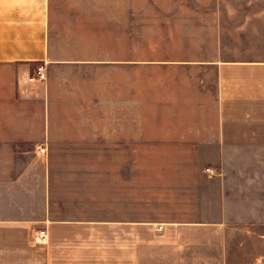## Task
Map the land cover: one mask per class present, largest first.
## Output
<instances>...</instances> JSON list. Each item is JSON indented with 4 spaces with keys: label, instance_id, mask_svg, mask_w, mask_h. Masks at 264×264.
I'll return each instance as SVG.
<instances>
[{
    "label": "rangeland",
    "instance_id": "obj_1",
    "mask_svg": "<svg viewBox=\"0 0 264 264\" xmlns=\"http://www.w3.org/2000/svg\"><path fill=\"white\" fill-rule=\"evenodd\" d=\"M99 2L71 40L87 44L80 58L105 65L48 66L47 80L31 84L36 99L24 113L17 110L15 67L0 66V123L49 125L44 141L0 145V155L50 171L61 218L89 213L72 209L85 199L108 201L111 214L121 201L125 219L136 206L142 220L209 224L204 264H264V225L238 223L222 210L216 216L211 74L209 88L199 93L205 73L183 64L211 59L215 37L216 58L264 62V0ZM4 107L13 113L3 114ZM11 131L1 129L0 136ZM40 132L35 126L20 134Z\"/></svg>",
    "mask_w": 264,
    "mask_h": 264
},
{
    "label": "crops",
    "instance_id": "obj_2",
    "mask_svg": "<svg viewBox=\"0 0 264 264\" xmlns=\"http://www.w3.org/2000/svg\"><path fill=\"white\" fill-rule=\"evenodd\" d=\"M94 1L103 0H0V66L15 67L18 113L29 111L24 105L36 99L31 84L42 83L30 82L31 66L106 64L80 58L87 44L78 47L71 40L75 26L93 17ZM60 33L68 37L59 38ZM213 43L211 59L183 64L205 73L199 93L209 88L211 74V162L219 173L211 176L216 216L222 210L238 223L264 225V62L216 58V37ZM41 106L44 112L48 108L47 102ZM10 113L3 108V114ZM35 126L41 130L36 137L20 134ZM48 128L44 122H1L0 130L12 131L11 137L0 136V145H33L45 140ZM8 157L0 155V264H204L203 231L209 224L198 219L142 220L136 206L125 219L118 211L124 209L121 201H115L116 213L111 214L108 201L94 199L72 208L89 211L83 217L61 218L50 171L31 167L20 156L13 161ZM140 202L133 198L134 204ZM197 215L204 216L200 211ZM42 231L46 244L36 240ZM212 241L215 246V235Z\"/></svg>",
    "mask_w": 264,
    "mask_h": 264
},
{
    "label": "built area",
    "instance_id": "obj_3",
    "mask_svg": "<svg viewBox=\"0 0 264 264\" xmlns=\"http://www.w3.org/2000/svg\"><path fill=\"white\" fill-rule=\"evenodd\" d=\"M47 80V69L45 65H40L37 67V69L34 71L32 77L30 78V82H45ZM46 149L42 148L40 150V154H45ZM208 172H211V174H214L213 170H207ZM158 231H162V228H159ZM37 242L40 244H46L47 243V234L45 231L40 232L39 236L36 238Z\"/></svg>",
    "mask_w": 264,
    "mask_h": 264
}]
</instances>
